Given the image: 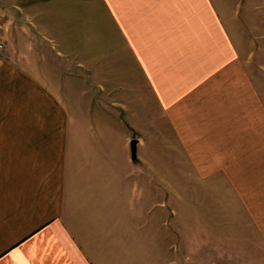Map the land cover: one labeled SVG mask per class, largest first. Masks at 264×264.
I'll use <instances>...</instances> for the list:
<instances>
[{"label": "crops", "instance_id": "obj_1", "mask_svg": "<svg viewBox=\"0 0 264 264\" xmlns=\"http://www.w3.org/2000/svg\"><path fill=\"white\" fill-rule=\"evenodd\" d=\"M31 2L36 25L49 28L44 63L16 58L12 41L0 51V264H177L148 258V246L133 242L148 227L133 232V212L118 215L116 135L73 129L80 99L64 98L68 72L47 62L55 49L63 60H79L88 26L93 62L107 61L106 86L153 92L176 137L192 138V167L225 174L222 186L236 189L230 203L241 202L247 264H264V114L250 79L264 73V0ZM17 27L10 32L16 39ZM95 28H104L103 36ZM120 218L129 226L118 225ZM220 250L219 264H227L229 247Z\"/></svg>", "mask_w": 264, "mask_h": 264}, {"label": "rangeland", "instance_id": "obj_2", "mask_svg": "<svg viewBox=\"0 0 264 264\" xmlns=\"http://www.w3.org/2000/svg\"><path fill=\"white\" fill-rule=\"evenodd\" d=\"M31 3V0H0V10L2 8L13 18L11 29L17 23L20 25L17 27L21 31L18 39L11 36V29L9 31V44L11 41L14 44L13 54L16 58H30L40 64L42 61L44 63V56L47 55L42 47L49 28L46 24L45 28L43 25H36ZM89 12L86 10V19L89 18ZM40 21L43 22L44 19L40 18ZM74 28L66 31L72 32ZM14 32L19 33L17 30ZM106 33L107 29L105 35ZM84 34V48L79 46V60H63L60 52L55 49L53 58H47V62L53 63L54 71L56 67L57 70L68 72V88L62 93L64 98L67 100L69 97L72 104L80 99L82 115L73 120L74 126L77 124L73 129H102L116 135L115 144L111 148L117 154L118 215L121 214L120 211L133 212V232L137 228L148 227V234H134L133 242L142 243L144 250L147 245L148 258L151 259L170 258L177 264H219L220 249L229 247L227 264H247L248 254L251 253L246 234L238 227L237 210L241 202L232 204L228 199L236 189L229 188L231 191L228 192L222 186L221 175L223 177L224 173L205 176L192 167V138L176 137L173 131L177 127L162 120L153 92L140 94V91H115L106 86L111 82L108 80L109 75L101 74L107 61L103 60L98 65L93 62V27H85ZM95 34L103 36L104 28H100L99 33L98 28H95ZM68 35L65 33V36ZM30 41L35 44L34 48ZM52 43L55 46V42ZM107 44L104 45L107 47ZM29 47L30 50L27 49ZM104 52L108 54V51ZM81 61L84 66L78 65ZM97 66L98 74L93 75ZM258 75L250 76V79L261 98L264 114V73ZM92 84L106 89H92ZM133 94H140L137 101L130 100ZM153 106L156 108H152ZM247 127L248 124L245 125L246 130ZM261 130H264V123L261 124ZM167 132L169 136L163 137ZM185 134L191 133L186 131ZM121 179H125L126 186L120 185ZM130 179L133 184L131 188L128 186ZM125 221L129 226L128 218H120L117 222L124 227ZM154 243L155 248H152ZM235 249L244 252L238 253Z\"/></svg>", "mask_w": 264, "mask_h": 264}, {"label": "built area", "instance_id": "obj_3", "mask_svg": "<svg viewBox=\"0 0 264 264\" xmlns=\"http://www.w3.org/2000/svg\"><path fill=\"white\" fill-rule=\"evenodd\" d=\"M3 20V21H2ZM5 21V23H3ZM13 18L5 11L0 10V51L5 52L9 45V31L13 24Z\"/></svg>", "mask_w": 264, "mask_h": 264}]
</instances>
